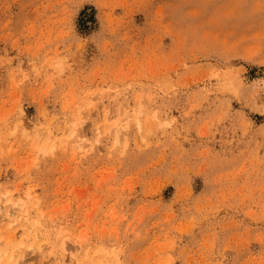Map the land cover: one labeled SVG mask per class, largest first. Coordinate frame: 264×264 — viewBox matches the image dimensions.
Masks as SVG:
<instances>
[{"label": "rangeland", "instance_id": "obj_1", "mask_svg": "<svg viewBox=\"0 0 264 264\" xmlns=\"http://www.w3.org/2000/svg\"><path fill=\"white\" fill-rule=\"evenodd\" d=\"M0 204L14 264H264V0H0Z\"/></svg>", "mask_w": 264, "mask_h": 264}, {"label": "bare ground", "instance_id": "obj_2", "mask_svg": "<svg viewBox=\"0 0 264 264\" xmlns=\"http://www.w3.org/2000/svg\"><path fill=\"white\" fill-rule=\"evenodd\" d=\"M79 147H80V145H79ZM78 147V148H79ZM1 202H3V201H1ZM1 205V204H0ZM20 205V204H19ZM26 208V207H25ZM19 209V208H18ZM19 210H21V207H20V209ZM24 212V211H23ZM32 214V213H31ZM27 215V214H26ZM0 216H2V215H0ZM4 216V215H3ZM9 218H13V215H12V213L10 214V215H7ZM22 216V215H21ZM20 215H19V217H21ZM30 216V215H29ZM18 217V218H19ZM16 218V217H15ZM14 218V221L16 220ZM26 218V217H25ZM33 218V217H32ZM2 219H4V218H2ZM19 220V219H18ZM2 221V220H1ZM4 221V220H3ZM27 223H29V220H28V222ZM38 223V222H37ZM13 224V223H12ZM12 224H10V225H12ZM32 224V221L30 222V225ZM34 224V223H33ZM35 225V224H34ZM33 225V226H34ZM30 228H32V227H30ZM36 228V227H35ZM39 232V231H38ZM38 234V233H37ZM40 234V233H39ZM38 234V235H39ZM40 237V236H39ZM65 243V242H64ZM65 246V245H64ZM66 248V250H68L67 248H69V247H65ZM65 250V251H66ZM10 254H8L7 253V251L6 250H4L3 249V247H2V244L0 243V264H14L13 263V258H14V256H13V254L11 255V256H9ZM15 262H16V260H15Z\"/></svg>", "mask_w": 264, "mask_h": 264}]
</instances>
